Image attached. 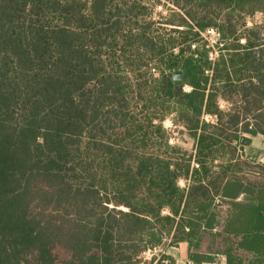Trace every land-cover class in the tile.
<instances>
[{
  "label": "trees",
  "instance_id": "obj_1",
  "mask_svg": "<svg viewBox=\"0 0 264 264\" xmlns=\"http://www.w3.org/2000/svg\"><path fill=\"white\" fill-rule=\"evenodd\" d=\"M149 1L0 0V264H139L169 236L264 264V164L240 158L264 134V41L227 38L264 0H167L165 21ZM211 25L214 65L191 49Z\"/></svg>",
  "mask_w": 264,
  "mask_h": 264
},
{
  "label": "rangeland",
  "instance_id": "obj_2",
  "mask_svg": "<svg viewBox=\"0 0 264 264\" xmlns=\"http://www.w3.org/2000/svg\"><path fill=\"white\" fill-rule=\"evenodd\" d=\"M149 12L151 13V18L155 21H165V17L169 16V7H172V5L167 0H160V2H154L149 1ZM224 14V13H223ZM226 14V12H225ZM235 15L232 17V21H230V29H235V32L233 35L227 36L228 39H231L229 44H232V42L236 41L237 37L244 38L246 40V34H252L251 31L258 33V38H256V42H263L264 41V12L257 11L252 15L249 14H242V15ZM226 15H224L222 18H225ZM222 24V21L220 20V16L216 21V25L220 26ZM163 25V26H162ZM160 24L159 22L154 27H165L164 24ZM212 26V25H211ZM167 27H170L167 25ZM227 30V29H226ZM223 36V35H222ZM224 38V37H223ZM241 43V42H240ZM154 64V62H153ZM159 73L158 71H155V76ZM189 89V87H187ZM221 107L224 109H227L230 104L228 102H222L221 101ZM164 126L167 127L170 130L169 135V142L170 139H173V142L170 144L172 145H180L184 149L193 152L194 151V140L189 137L186 133L181 132L182 130V124L176 123L173 124L172 117L168 116L164 120ZM182 186H185L186 184H181ZM164 212H167L166 210ZM224 214L220 216L219 221H223Z\"/></svg>",
  "mask_w": 264,
  "mask_h": 264
},
{
  "label": "crops",
  "instance_id": "obj_3",
  "mask_svg": "<svg viewBox=\"0 0 264 264\" xmlns=\"http://www.w3.org/2000/svg\"><path fill=\"white\" fill-rule=\"evenodd\" d=\"M190 88V87H189ZM222 102H228L223 98L220 99ZM229 103V102H228ZM241 159L252 160V163L264 164V134H257L251 137L249 145L245 146L240 151ZM218 161V160H217ZM181 184H187L188 179H181ZM244 194H240L238 200H243ZM162 243L164 256L170 257L175 264H226L225 256L222 252H218L214 255L213 260H203L201 262H194L189 257V242L187 240H181L176 243H171V236L166 237Z\"/></svg>",
  "mask_w": 264,
  "mask_h": 264
},
{
  "label": "built area",
  "instance_id": "obj_4",
  "mask_svg": "<svg viewBox=\"0 0 264 264\" xmlns=\"http://www.w3.org/2000/svg\"><path fill=\"white\" fill-rule=\"evenodd\" d=\"M199 36L196 40L192 41L191 49L195 50L198 46L202 45L208 49V57L212 65L219 58L221 52L225 50L226 40L223 38L221 30L216 26H207L199 30ZM244 38H240L241 43H245ZM213 68L206 69V73L211 76ZM206 120H213L215 117L211 114L205 113L203 116ZM173 142V139H170ZM193 164L198 166V163L193 161ZM164 250L162 244L148 246L139 255V264H155L160 258L163 257Z\"/></svg>",
  "mask_w": 264,
  "mask_h": 264
},
{
  "label": "water",
  "instance_id": "obj_5",
  "mask_svg": "<svg viewBox=\"0 0 264 264\" xmlns=\"http://www.w3.org/2000/svg\"><path fill=\"white\" fill-rule=\"evenodd\" d=\"M183 78H184V75H183L182 71L177 70L174 72V79L175 80H183Z\"/></svg>",
  "mask_w": 264,
  "mask_h": 264
}]
</instances>
